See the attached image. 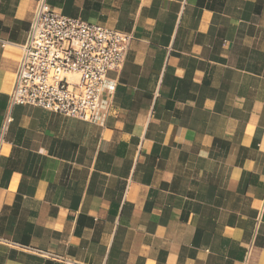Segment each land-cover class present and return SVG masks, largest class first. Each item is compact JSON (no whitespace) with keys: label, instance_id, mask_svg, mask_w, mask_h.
Instances as JSON below:
<instances>
[{"label":"crops","instance_id":"1","mask_svg":"<svg viewBox=\"0 0 264 264\" xmlns=\"http://www.w3.org/2000/svg\"><path fill=\"white\" fill-rule=\"evenodd\" d=\"M38 0H0V264H264V0H45L132 36L90 123L9 106Z\"/></svg>","mask_w":264,"mask_h":264},{"label":"built area","instance_id":"2","mask_svg":"<svg viewBox=\"0 0 264 264\" xmlns=\"http://www.w3.org/2000/svg\"><path fill=\"white\" fill-rule=\"evenodd\" d=\"M132 36L65 16L38 0L12 89L10 107L29 105L101 124L110 112L103 98L107 74L120 68ZM6 42L0 39V47ZM11 116L0 128V151Z\"/></svg>","mask_w":264,"mask_h":264}]
</instances>
